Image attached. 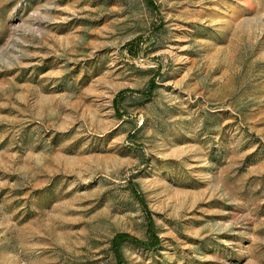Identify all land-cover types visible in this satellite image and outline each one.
Masks as SVG:
<instances>
[{
  "label": "rangeland",
  "instance_id": "1",
  "mask_svg": "<svg viewBox=\"0 0 264 264\" xmlns=\"http://www.w3.org/2000/svg\"><path fill=\"white\" fill-rule=\"evenodd\" d=\"M0 264H264V0H0Z\"/></svg>",
  "mask_w": 264,
  "mask_h": 264
},
{
  "label": "trees",
  "instance_id": "2",
  "mask_svg": "<svg viewBox=\"0 0 264 264\" xmlns=\"http://www.w3.org/2000/svg\"><path fill=\"white\" fill-rule=\"evenodd\" d=\"M118 240H119V242H124V241H127V242H130V241L135 242V241H133V239H131L130 237H128L126 235L119 236L118 237Z\"/></svg>",
  "mask_w": 264,
  "mask_h": 264
}]
</instances>
